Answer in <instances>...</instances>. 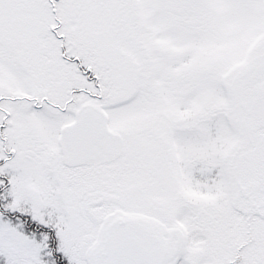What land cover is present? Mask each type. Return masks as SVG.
I'll list each match as a JSON object with an SVG mask.
<instances>
[{"label":"snow or ice","instance_id":"obj_1","mask_svg":"<svg viewBox=\"0 0 264 264\" xmlns=\"http://www.w3.org/2000/svg\"><path fill=\"white\" fill-rule=\"evenodd\" d=\"M0 264H264V0H0Z\"/></svg>","mask_w":264,"mask_h":264}]
</instances>
